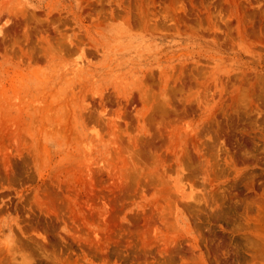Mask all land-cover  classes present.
Masks as SVG:
<instances>
[{"label": "rangeland", "instance_id": "374dc122", "mask_svg": "<svg viewBox=\"0 0 264 264\" xmlns=\"http://www.w3.org/2000/svg\"><path fill=\"white\" fill-rule=\"evenodd\" d=\"M0 264H264V0H0Z\"/></svg>", "mask_w": 264, "mask_h": 264}]
</instances>
